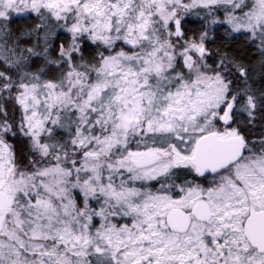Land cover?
<instances>
[{"label":"snow or ice","instance_id":"6c2138e0","mask_svg":"<svg viewBox=\"0 0 264 264\" xmlns=\"http://www.w3.org/2000/svg\"><path fill=\"white\" fill-rule=\"evenodd\" d=\"M0 264H264V0H0Z\"/></svg>","mask_w":264,"mask_h":264}]
</instances>
